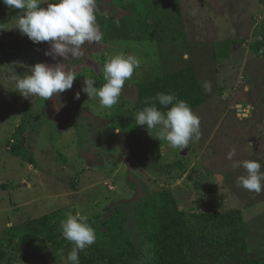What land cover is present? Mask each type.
Here are the masks:
<instances>
[{
  "label": "rangeland",
  "instance_id": "rangeland-1",
  "mask_svg": "<svg viewBox=\"0 0 264 264\" xmlns=\"http://www.w3.org/2000/svg\"><path fill=\"white\" fill-rule=\"evenodd\" d=\"M95 12L102 40L86 43L78 58H54L46 55L49 42L33 43L14 27L21 10L0 0V237L13 226L41 235L46 216L80 211L96 232L85 255L112 239L105 222L115 213L127 215L120 236L139 244V203L162 189L190 214L240 209L249 250L263 256L264 190L238 186L246 173L237 165L258 159L264 171V0H97ZM120 53L141 63L119 102L104 108L98 96L82 91L84 79L99 89L105 63ZM38 62L73 71L72 88L47 101L25 99L16 80ZM186 66L196 70L206 100L193 109L201 119L199 140L173 149L154 136L158 129L152 135L136 124L134 88ZM20 124L24 157L9 144ZM64 220L28 251L14 249L19 236L5 242L0 264H66L74 245L62 236ZM131 248L123 246L127 253Z\"/></svg>",
  "mask_w": 264,
  "mask_h": 264
},
{
  "label": "clouds",
  "instance_id": "clouds-1",
  "mask_svg": "<svg viewBox=\"0 0 264 264\" xmlns=\"http://www.w3.org/2000/svg\"><path fill=\"white\" fill-rule=\"evenodd\" d=\"M2 2L9 9L21 10L15 16L14 27L33 43L49 42L51 51L46 55H54V58H78L86 52V43L91 46L103 38L96 23L97 0H54L47 3V7H41L45 0ZM140 63V59L132 54L114 55L104 65L106 83L97 89L94 79L86 77L82 91L89 97L98 96L102 107L111 108L119 102L125 82L132 78ZM61 64L36 63L31 66L30 74L16 80L15 90L25 99L39 96L47 101L54 94L59 98L60 93L72 88L77 77L73 71L62 68ZM205 88L211 90L210 85H205ZM74 98L79 99L80 92ZM145 104L148 106L135 115L136 124L146 126L150 134L151 130L158 129L159 134L154 136L160 141H166L173 149H185L190 142L199 140L201 119L186 101L172 93H157L155 97L147 98ZM62 107V103L58 104L56 110ZM161 107L166 111H162ZM233 155L234 150L229 152L228 159H232ZM237 166L243 167L246 173L238 177V186L256 193L264 190V171H261L258 159H247ZM60 228L62 236L74 245L66 264H80L79 252L96 241L89 216L80 211L69 213Z\"/></svg>",
  "mask_w": 264,
  "mask_h": 264
},
{
  "label": "trees",
  "instance_id": "trees-1",
  "mask_svg": "<svg viewBox=\"0 0 264 264\" xmlns=\"http://www.w3.org/2000/svg\"><path fill=\"white\" fill-rule=\"evenodd\" d=\"M157 93H172L192 109L206 100L197 72L191 66L139 83L134 88V104L140 111L148 106L145 100ZM161 110L166 111L162 107ZM23 126L25 124H20L15 129L13 139H16L9 144H12L15 155L24 157L27 154L23 153L24 147L21 146V150L18 147V142L23 143ZM137 211L136 226L138 235L142 237L139 244L129 237L123 239L120 236L127 215L115 213L105 222L111 229L112 239L94 246L87 255L84 254L85 249L80 251V264H119V260H122L121 264H264V255L259 256L249 250L240 209L190 214L181 210L168 190L160 189L141 201ZM61 218L66 219L67 214L57 210L42 219L41 235L37 231L18 232L15 226L11 227L5 237H0V250L3 251L5 242H13L19 236L14 249L23 247L28 251L39 239L51 236L54 224ZM116 226L121 227L120 232L116 230L117 234L114 233ZM9 233L12 234L8 236ZM125 243L133 245L131 253L123 250ZM6 264H12V261Z\"/></svg>",
  "mask_w": 264,
  "mask_h": 264
}]
</instances>
